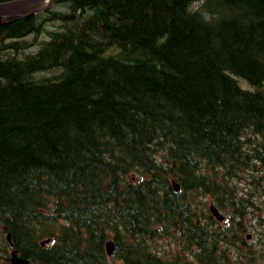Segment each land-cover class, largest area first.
<instances>
[{"label":"trees","instance_id":"16d2710c","mask_svg":"<svg viewBox=\"0 0 264 264\" xmlns=\"http://www.w3.org/2000/svg\"><path fill=\"white\" fill-rule=\"evenodd\" d=\"M263 231L264 0L0 17V264H264Z\"/></svg>","mask_w":264,"mask_h":264},{"label":"water","instance_id":"95a60500","mask_svg":"<svg viewBox=\"0 0 264 264\" xmlns=\"http://www.w3.org/2000/svg\"><path fill=\"white\" fill-rule=\"evenodd\" d=\"M56 1L57 0H8L0 3V17L38 13L51 7ZM174 187L177 189L178 185L175 183ZM209 208L217 220L223 219V215L213 204H211ZM112 247V242L108 241L106 243V251L108 254L111 253ZM10 264H30V262L27 258L19 256L16 250L13 249L10 252Z\"/></svg>","mask_w":264,"mask_h":264},{"label":"rangeland","instance_id":"374dc122","mask_svg":"<svg viewBox=\"0 0 264 264\" xmlns=\"http://www.w3.org/2000/svg\"><path fill=\"white\" fill-rule=\"evenodd\" d=\"M239 181V180H238ZM238 181H236V182H238ZM238 186L239 187H243L245 184H247V182L246 181H239L238 183ZM248 191V190H250V191H252L253 189H251V188H247V189H245V191ZM250 193V192H249ZM263 209V206H260L259 205V208L258 209H256L255 208V210H256V212H255V214H254V216L255 215H258L259 214V212H260V210H262ZM250 215H252V214H250ZM225 220H227L226 218H225ZM253 220H254V217H253ZM227 222L226 221H223V222H221V225L222 226H224L225 224H226ZM250 225V224H249ZM250 229H253L254 231H255V240H254V242L257 244L260 240H258L259 239V237H260V235H261V233H260V228H259V226L258 225H255V226H251L250 227ZM263 250L264 249H262L261 250V252H263ZM262 256V255H261ZM261 258V257H260Z\"/></svg>","mask_w":264,"mask_h":264},{"label":"clouds","instance_id":"9594fccd","mask_svg":"<svg viewBox=\"0 0 264 264\" xmlns=\"http://www.w3.org/2000/svg\"><path fill=\"white\" fill-rule=\"evenodd\" d=\"M201 3H203V0H201ZM204 18H205V19H207L208 17H207V16H205Z\"/></svg>","mask_w":264,"mask_h":264},{"label":"bare ground","instance_id":"6f19581e","mask_svg":"<svg viewBox=\"0 0 264 264\" xmlns=\"http://www.w3.org/2000/svg\"><path fill=\"white\" fill-rule=\"evenodd\" d=\"M238 182H239V181H238ZM236 186H237V185H236ZM263 233H264V231H263ZM13 249H14V248H12L11 251H12Z\"/></svg>","mask_w":264,"mask_h":264}]
</instances>
